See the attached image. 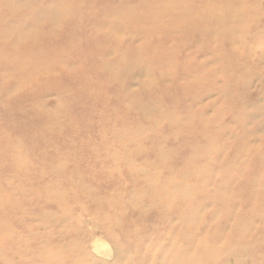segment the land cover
Masks as SVG:
<instances>
[{"label": "rangeland", "instance_id": "obj_1", "mask_svg": "<svg viewBox=\"0 0 264 264\" xmlns=\"http://www.w3.org/2000/svg\"><path fill=\"white\" fill-rule=\"evenodd\" d=\"M182 1L0 0V264H264V0Z\"/></svg>", "mask_w": 264, "mask_h": 264}, {"label": "bare ground", "instance_id": "obj_2", "mask_svg": "<svg viewBox=\"0 0 264 264\" xmlns=\"http://www.w3.org/2000/svg\"><path fill=\"white\" fill-rule=\"evenodd\" d=\"M184 1L182 0H168V12L170 14H172L174 17H178L180 15H183L182 12L185 13V10L184 9H190L189 5L187 6L185 3H183ZM178 7H181V8H184V9H179ZM194 7V6H193ZM180 10V11H179ZM240 11L239 14L240 15H236V16H231L233 19H237V18H243L245 16V9H244V5L241 6V9L239 8ZM182 11V12H181ZM163 15V14H162ZM170 17V16H169ZM231 17H228V16H225L223 14H220L219 16V19L217 21V23H220L222 21L227 22L229 20H231L230 18ZM126 20L128 22H130V19L129 18H126ZM243 20V19H242ZM159 20H155L154 23L157 24ZM162 21V20H161ZM159 21V22H161ZM170 21V20H169ZM168 21V27L170 28H173L172 30L176 31L177 28H175V23L177 20H174L172 21L171 23ZM170 23V25H169ZM223 23V24H224ZM191 25V24H190ZM194 26V25H193ZM169 28V29H170ZM176 29V30H175ZM6 32V31H5ZM5 32L3 33V35L5 34ZM198 33V32H197ZM209 34V33H208ZM1 51H2V48H1ZM27 55H28V64L24 67V69H16L14 70L15 72L17 71H20V70H24V73L23 74H17V78L15 79L14 81V84L15 86L21 91L22 89H25L27 88V93L30 91V89L33 87V90L38 88L39 87V82H41L42 79H45L46 81H49L50 83H48L49 85L48 86H53L54 85V82L51 80V78L49 76H51L50 72L52 71H59L58 68L54 66V63H53V60H48L47 59V55L45 54V51L40 49V50H33L30 49L27 50ZM163 63V62H162ZM37 70H40L39 72H36ZM27 71V72H26ZM12 71H9L7 73H10ZM151 85V84H150ZM90 93V92H89ZM60 94L62 95V93L60 92ZM64 95V94H63ZM96 98V97H94ZM64 99V98H63ZM65 100V99H64ZM75 107H77V105H75ZM59 113H63L64 115H66V113H72V108L70 107L69 109H60ZM50 117H46L44 119L45 123L47 125L50 124V122L47 120L49 119ZM70 126V125H69ZM64 127H66V125H64ZM45 134V127H43L42 129H40V132H36V136H41V135H44ZM33 141H31V144H35L34 141H36V137L35 138H31ZM30 142V141H29ZM0 148H8L10 146H12V144H9V142L7 141L6 138H3L2 136H0ZM20 167L24 168L23 169V172L21 174H16L17 177H14V178H17V185L16 187H18L20 190H24V191H31L33 193H36L37 192V189L33 188V187H36L35 185L32 186V188H28L27 185H28V181L27 179L24 178V172L26 171V162L24 161V159H22V162L20 161ZM107 173L106 172H103L102 170L98 171L97 172V176L98 177H103L105 176ZM104 182V181H103ZM8 183H11V182H8ZM49 187V186H48ZM250 190L254 189L253 187H250ZM113 195V193H112ZM2 196V191H0V197ZM54 196V197H53ZM59 196L60 195H51V198H54L56 201H58L59 199ZM55 197H58V198H55ZM93 198L95 196H92ZM97 199H101V198H97ZM65 199H62L60 201V203H62ZM93 203L95 204L96 203V200H92ZM95 201V202H94ZM109 201H112L111 199ZM106 204L108 203H98L96 206H94V208L98 209L99 210L101 209H104V213H102L103 215H109L111 214V219L112 221H109V223L113 224L116 228L119 229V232L118 234H116V237L118 238L120 235L124 238H128V236H126L127 234V231L131 228V226L135 227V222L132 220V222L128 219H124V217H121L122 219L120 218H117L116 216H113L112 215V212L109 210V209H106L105 206ZM13 206V204H12ZM10 208V205H6L4 202H2V200L0 201V216H1V220L4 218V215L3 213L4 212H8V210H5L7 208ZM12 208V207H11ZM93 208V207H92ZM259 211H262V210H259ZM99 213V212H98ZM258 213H263V212H258ZM228 213H224L223 216L225 219L228 218ZM246 215L245 212L242 213V216L244 218V216ZM264 215V214H263ZM122 216V215H121ZM107 218V217H105ZM213 218H216V215L215 214H211V219ZM240 219V218H239ZM4 221V220H3ZM2 225V223H0V226ZM223 227L226 225V224H221ZM4 227V226H3ZM2 227V228H3ZM126 233V234H125ZM130 238V236H129ZM95 239V238H94ZM94 250L100 252L101 255L103 254H108L110 253V247L106 244V242H104L103 240L100 241L97 239V241H94L93 243V247H92ZM97 253V252H96ZM103 253V254H102ZM99 254V253H98ZM100 255V256H101ZM112 255V254H111ZM105 256V255H103ZM107 257V256H106ZM105 257V258H106ZM109 258V257H108ZM111 258V257H110ZM188 261V260H187ZM183 264H191V263H187V262H184Z\"/></svg>", "mask_w": 264, "mask_h": 264}]
</instances>
